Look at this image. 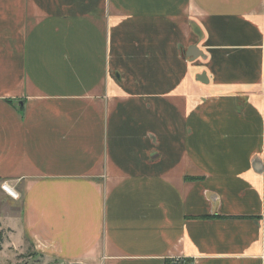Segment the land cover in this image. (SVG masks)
Returning <instances> with one entry per match:
<instances>
[{
    "label": "crops",
    "instance_id": "crops-1",
    "mask_svg": "<svg viewBox=\"0 0 264 264\" xmlns=\"http://www.w3.org/2000/svg\"><path fill=\"white\" fill-rule=\"evenodd\" d=\"M0 181L54 264H264V0H0Z\"/></svg>",
    "mask_w": 264,
    "mask_h": 264
},
{
    "label": "rangeland",
    "instance_id": "rangeland-1",
    "mask_svg": "<svg viewBox=\"0 0 264 264\" xmlns=\"http://www.w3.org/2000/svg\"><path fill=\"white\" fill-rule=\"evenodd\" d=\"M1 184L2 181H0V233L2 235L0 264H54L35 255L27 243L22 244L16 241V232L13 227L19 217V195L17 198H8Z\"/></svg>",
    "mask_w": 264,
    "mask_h": 264
},
{
    "label": "built area",
    "instance_id": "built-area-1",
    "mask_svg": "<svg viewBox=\"0 0 264 264\" xmlns=\"http://www.w3.org/2000/svg\"><path fill=\"white\" fill-rule=\"evenodd\" d=\"M11 187L9 184H7V182L3 181L2 184H1V188L7 192V187ZM12 188V187H11ZM13 192L15 194H12V193H8L11 197L13 198H17L18 197V193L12 188ZM172 262L175 263V264H191L189 261H186L185 258H180V257H177V258H174L172 259Z\"/></svg>",
    "mask_w": 264,
    "mask_h": 264
},
{
    "label": "water",
    "instance_id": "water-1",
    "mask_svg": "<svg viewBox=\"0 0 264 264\" xmlns=\"http://www.w3.org/2000/svg\"><path fill=\"white\" fill-rule=\"evenodd\" d=\"M197 52H198V53H196V47L191 46V47H189V49H188V51H187V55H191V56H193V57H196V56H198V55L200 54L199 51H197Z\"/></svg>",
    "mask_w": 264,
    "mask_h": 264
},
{
    "label": "trees",
    "instance_id": "trees-1",
    "mask_svg": "<svg viewBox=\"0 0 264 264\" xmlns=\"http://www.w3.org/2000/svg\"><path fill=\"white\" fill-rule=\"evenodd\" d=\"M1 244H2V235L0 233V249H1ZM186 261H189L188 259H186ZM165 264H175L172 262V259H168V260H165Z\"/></svg>",
    "mask_w": 264,
    "mask_h": 264
},
{
    "label": "bare ground",
    "instance_id": "bare-ground-1",
    "mask_svg": "<svg viewBox=\"0 0 264 264\" xmlns=\"http://www.w3.org/2000/svg\"><path fill=\"white\" fill-rule=\"evenodd\" d=\"M7 192H8V193L15 194V193L13 192L12 188H11V187H9V186L7 187Z\"/></svg>",
    "mask_w": 264,
    "mask_h": 264
}]
</instances>
